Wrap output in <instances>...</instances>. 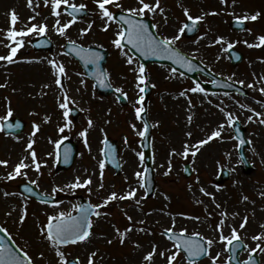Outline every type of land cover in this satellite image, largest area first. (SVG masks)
Instances as JSON below:
<instances>
[{
  "label": "rangeland",
  "instance_id": "1",
  "mask_svg": "<svg viewBox=\"0 0 264 264\" xmlns=\"http://www.w3.org/2000/svg\"><path fill=\"white\" fill-rule=\"evenodd\" d=\"M78 3H84L88 6V10L95 9L92 0H76ZM40 7L36 11L41 15L37 17L38 21H43L44 17H48L47 23L49 31L47 36L54 44V49L47 52H35L31 48V44H26L22 48L17 59L19 62L4 65L0 62V83H7L6 88H0V114L4 111V97L7 96L12 103L14 117L21 118L26 122L24 133L19 135L17 141L16 136H5L0 134V160H8L7 167L0 165V180L3 185L0 187V219L4 227H6L16 240L17 245L24 246L29 244L31 253L37 259V264H48V261H40L38 259L39 251H44L45 256L49 260L52 259V253L42 244L38 237V225L45 221L46 214H50L53 209L48 205L38 204L35 201L22 200L17 195L5 197L4 192L15 193L12 184L15 182L26 180L24 176L17 177L14 180L2 179L9 171H12L14 165L27 155L25 147L29 136L33 131V122L40 125L36 136L34 149L37 153L38 161H47V165L41 169L42 174L36 173L29 168L24 171L28 173V180H37L38 189L47 195L51 194V188L55 186H63L80 176L85 179L91 176L93 179L92 194L89 196L87 189H78L75 195L57 193L62 195L60 210H67L69 202L76 203L79 195H83L92 203L101 202L102 198L110 191L122 192L127 189L129 184L135 185L136 178L134 172L142 171L138 157L135 151H142L140 148V140L138 136L130 129L129 123L135 122L142 127L140 121L134 120L132 110V102L136 98L134 88V74L130 71L128 65L124 63L123 57L119 54V50L115 49L110 40L116 26L112 25L109 32L101 31V21L91 16L83 20H79L70 29H68L69 37L76 39L78 43H84L85 46L103 44L110 51V57L107 63V72L110 74L113 87H120L128 93L127 105L121 106L114 96L103 97L96 93L92 81L88 80L79 65L69 56L63 55V48L67 42V38L61 37L52 30L54 18L51 17L49 8L43 6V0H34L35 4ZM125 6L134 4V0H122ZM161 5L165 9L168 16V24L162 26L159 31L162 34H175V30L180 23L185 21L183 8L187 7L190 14L195 16L204 15V20L200 22V30L198 34L191 39L184 36L177 42V47L188 54L199 49L196 54L197 60L202 62L210 71L225 79V77L233 76V80H244L245 85L255 83L254 73L256 77L264 75V46L259 48H249L243 41L255 43L258 35H264V0H236L235 4L232 0H228L227 4L221 3V0H161ZM15 10L19 16L17 28H21L28 22V18L34 13L27 7V0H0V29H7L8 13ZM113 11H117L115 8ZM215 15L207 14L213 13ZM260 12L261 15L256 21H247L246 30L234 31L230 23L236 19V16H242L245 13L251 15ZM235 14V15H233ZM152 22H162L163 17L159 14L155 16H147ZM68 19V17H64ZM95 19L92 31L85 37L78 35L79 29L87 27V24ZM207 33V35H204ZM2 35V34H0ZM204 39L200 40V37ZM216 37H224L226 42L234 43V49L242 53L243 61L233 66L228 52L222 51L225 45L209 46L210 42ZM36 37L30 36L26 39L32 40ZM199 40V44L196 41ZM7 49L0 44V54H5ZM217 57H220L217 59ZM49 59H55L65 65L67 77H62V83L72 100L76 101L75 105L70 104V108H77L80 116L77 120H73L74 127L71 132L65 135L69 139H73L79 148V156L73 168L62 171L56 168L53 159L48 153L54 151L53 144L49 143V138L53 140L59 137L57 126L62 124L61 110L57 106V97L62 96L60 90L52 84L53 76L51 74V66L48 64ZM26 60L33 62L28 63ZM168 66L149 65L146 75L150 83L156 84L152 88L151 95L148 100V120L151 124H157L152 128V150L154 156V170L156 179V193L153 198L142 201L141 207H134L132 201H115L110 203L101 212H107L108 215H102L100 218L93 217L94 237L90 244L74 246L67 249L73 255L80 254L82 258H86V251L98 250V257L95 264H140L142 251L147 249L150 241L160 242L164 240L160 236L163 228L171 225V217H176V228H187L189 232L199 231L206 237L218 239V235L213 231L216 224L221 219L220 212L226 211L228 217L225 220L224 233L228 235L230 228L235 226L245 243L255 246V242L251 240V236L257 234L264 229L260 228L264 224V197L260 195L264 192V125L259 124L256 118L253 122H249L246 118L252 115L245 110H241L236 103L246 104L256 111L264 113V107L257 101H262L264 95L258 91L259 87L264 84H256L253 89L244 87L248 91L247 96L237 94L212 93L208 92L205 98L202 94H191V109H189L188 100L179 95L180 91L193 86V83L185 76L169 79ZM81 73L82 75H77ZM84 84H81V80ZM202 81H210L206 77L200 76ZM52 84L50 88H43L44 84ZM192 83V84H191ZM15 89V91H13ZM42 92L47 93L42 95ZM203 100V103L201 102ZM211 100L209 104L207 101ZM223 102V103H221ZM216 105L227 106L229 111H233L239 116L240 124L245 129L246 139L251 141L250 147L246 149V157L251 165L247 169L241 163L238 153V141L229 139V136L235 135L232 129L226 128L222 133L223 139L213 138L207 144L203 145L195 157L189 155L187 159L181 156L172 157V171L165 176L163 173L167 169V161L169 159V150L175 148L177 151L182 149V145L187 142L193 144L201 139H206L217 125L223 120V115L218 111ZM32 113H35L33 115ZM51 117L50 121L45 123L44 116ZM192 115L191 123L187 117ZM91 118L94 121V127L89 130L88 145L85 147L83 139L77 133L87 127V120ZM110 121V123H109ZM103 128L108 138L119 147V159L121 164L120 174H116L114 170L106 166L104 171L103 183L105 188L98 189L100 180L98 160L100 158V140ZM192 132V136L188 137L186 133ZM127 136L129 143L125 145L123 137ZM94 157L96 159H94ZM164 165V167H160ZM188 165L191 170V176L186 177L184 167ZM220 169L229 171V179L226 182L219 183L218 175ZM127 177V179H126ZM197 178L199 182H197ZM10 185V186H9ZM191 185V190H189ZM219 185V190H217ZM204 187L209 193L215 195V202L221 205L216 208L215 203L210 196L203 195L199 189ZM162 193L167 194L170 198L165 200ZM56 194V195H57ZM138 196L145 195L141 189ZM247 195L248 201H243L242 196ZM201 201V203H197ZM27 204L28 216L24 225L17 223V217L21 212L24 204ZM13 209H15L13 211ZM207 209V211H205ZM12 212L9 216L7 213ZM133 217L132 223L136 227H145L153 234L151 236L133 231L129 234V241L124 245L119 243L113 229V224L122 231L129 225V221L125 218L124 212ZM150 213V214H149ZM184 213L187 216H198L199 221L185 219L180 215ZM208 213L212 215L209 217ZM238 213V215H234ZM170 214V215H169ZM248 216V224L245 229L241 230L239 225L244 216ZM143 219L144 225H139L137 221ZM108 239L113 242L109 244ZM139 241L144 245V249L136 250L133 242ZM165 243H168L165 241ZM224 245L215 244L212 249V255L221 252L220 264L227 258V253L223 252ZM260 264H264V254H257ZM102 257V259L100 258ZM240 259H246L247 253L242 252ZM159 264V258H157ZM178 264V262H177ZM199 264H210L208 258L199 262Z\"/></svg>",
  "mask_w": 264,
  "mask_h": 264
},
{
  "label": "snow or ice",
  "instance_id": "2",
  "mask_svg": "<svg viewBox=\"0 0 264 264\" xmlns=\"http://www.w3.org/2000/svg\"><path fill=\"white\" fill-rule=\"evenodd\" d=\"M95 5V9L89 12L88 6L84 3H78L76 0H43V6L49 8L51 17L54 18L52 24V30L61 37L67 38V44L61 45L62 48H66V51L62 53L63 55L73 54L78 57L83 63L85 68L93 66V70L90 75L95 79L96 83L103 88H111V77L110 74L101 67V61L104 60V54L102 49L103 44H96L85 46L84 43H78L76 39L69 37L68 29H70L74 24L78 22V17L82 16L84 13L88 12L90 15L97 17L101 21L100 29L101 31L107 33L112 25L116 26V30L112 34L110 40L111 45L119 50V54L123 57L124 63L129 66L130 71L134 74V92L136 98L132 102V110L134 113V120L140 121L142 127L137 126L135 122H130V129L141 138L143 141L149 139L150 129L157 127V124H150L145 118L144 114L147 111L145 107V93L149 87L155 88L156 84L150 83L148 76L146 75L145 65L140 63V58L147 57H158L161 60L171 61L172 65L178 66L180 69H186L188 72H193L197 70V64L194 63L199 52L196 49L195 52L188 54L181 51L176 45L177 42L181 40L187 32L196 31L198 25L204 20V15L193 16L187 7L183 8V15L186 18L185 21L181 22L179 27L175 30V34H162L159 29L162 26L168 24V16L165 14V9L161 5V0H134V4L125 6L122 0H92ZM228 0H221V3L227 4ZM236 0H232L235 4ZM27 7L33 11V15L28 18V22L24 24L23 27L17 28L16 25L19 22V16L17 12L13 9L8 15L9 27L7 29H0V44H2L7 52L5 54H0V62L4 65H11L19 62L17 55L19 51L26 46V44H32L31 40L26 38L33 37H47L49 31V25L47 23L48 17H44L43 21H38L37 17L41 15L40 12L36 11V8L40 7L37 3L34 6V0H27ZM115 8L117 11H113ZM161 15L163 17L162 22H146L145 18L149 15ZM215 15L216 13H207ZM235 15V14H233ZM261 13L256 12L255 14L245 13L242 16H236L235 23L243 28L244 24L251 20L256 21L260 17ZM68 19H64V17ZM95 24V19L87 24V27L80 28L78 35L80 37L87 36L93 29ZM251 32V29H244ZM204 35H207L205 33ZM204 39V36L200 37V40ZM255 43H249L247 40L243 41L249 48H259L264 46V35H258L256 37ZM47 39L39 41L38 46H43L48 43ZM199 40L196 41L199 44ZM222 47V51L230 52L234 48V43L226 42L224 37H216L213 39L209 46L215 45H225ZM220 57H217L219 59ZM239 59V57H237ZM25 62L31 63L33 61L26 60ZM264 63V59H261ZM48 64L51 66V74L53 76L52 84H54L62 93V96L57 97V106L61 110V118L63 123L57 126V132L59 137L55 140L49 138V143L53 144L54 151L48 153V156L53 159L54 164L58 163L61 159V146L64 145L65 141L69 139L66 132H71L74 125L71 114L73 109L69 107L70 104L75 105L76 101L72 100L68 92L65 90V86L62 83V77H67V72L65 65L62 62H58L55 59H49ZM202 70V69H201ZM77 75H82L77 73ZM255 77V83H248L245 85L244 80H233V76L225 77L226 81L229 83L224 84V87H231L232 84H238L240 88L253 89L256 84H264V75ZM177 77L183 78L184 72H178L177 67L169 68V79H175ZM84 80H81V84H84ZM213 84H218L220 81L213 79L211 81ZM52 84H44L43 88H50ZM7 83H0V88H6ZM240 89H237L239 91ZM15 91V89H13ZM258 91L261 95H264V87H259ZM114 92L118 95L116 96L117 101L120 99L127 100L128 93L125 92L123 88L115 87ZM191 94H202L203 97L208 96L207 90L202 86L200 82L193 81V86L188 87L180 91L179 95L185 97L188 100L189 109L193 107L192 100L189 97ZM47 93L42 92V95ZM228 95V93H225ZM4 111L0 114V133L11 135L15 130L21 129L23 127L22 122L18 118H14V109L12 107L11 100L5 96L4 97ZM203 103V100L201 101ZM209 104L212 103L211 100L207 101ZM223 103V102H221ZM241 110H245L252 115L247 116L249 122H253V118H256L255 122L264 125V113L256 111L254 108L236 102ZM262 107H264V102L257 101ZM218 111L223 115V120L217 125L216 129L207 136L206 139H201L193 144L185 142L182 145V149L177 151L175 148L169 150V159L167 161V169L163 173L165 176L169 175L172 171V157L181 156L185 159L191 155L195 157L200 151L201 147L211 141L213 138L223 139L222 133L226 128L232 129L236 135L229 136V139L238 140L237 148L245 145V143L251 144V141H246L243 137L239 135L240 128L238 127L240 119L235 112L229 111L227 106L216 105ZM35 115V113H32ZM44 122L50 121L51 117L48 115L44 116ZM188 122L191 123L192 115L187 117ZM110 123V121H109ZM33 131L29 136L25 152L27 155L23 156L19 162H17L12 171H9L5 177L2 179L14 180L17 177L24 176L27 183L24 186V191L31 193L33 191L30 185H38L37 180H28V173L24 171L26 169H33L36 173L42 174L41 169L47 165V161L40 162L37 158V153L34 149L35 140L33 137L40 129V125L33 122ZM94 127V121L89 118L87 120V127L80 130L77 135L83 139L85 147H88L89 152L91 148L88 145V135L89 130ZM102 139L100 140V158L98 160V168L100 174V180L98 184V189L103 190L105 185L103 183L104 171L106 165L111 162L115 164V167L119 168L121 165L116 160V148L109 143V138L106 131L101 128ZM188 137L192 136V132L186 133ZM19 141L20 137L17 135L15 137ZM125 145L129 143L128 137H123ZM135 155L138 157L140 167L142 171L137 170L134 172L136 178V184H129L127 189L122 192L110 191L108 192L99 203H92L91 201L87 203H76L69 202V207L67 210H60L61 205L65 202L56 199L57 193H65L75 195L78 189H87L89 196L92 194L91 185H93V179L88 176L85 179H81L80 176L74 177L72 181L63 186H53L51 188V194L45 196L41 203L48 205L53 211L50 214H46L45 221L41 222L38 227V237L42 244H44L48 250L52 253V259L49 260L45 256L44 251H39L38 259L40 261H48V264H95V261L99 255L98 250L86 251V258H82L80 254L73 255L67 249L79 245L90 244L92 238L94 237L93 229V217L97 219L102 215L107 216V212H101V209L106 208L110 203L115 201H132L134 207H141L142 201L149 198V194L152 189L149 186V178L151 175V169L144 165L145 153L144 151H135ZM71 154V148L65 147L63 149V160L65 163L68 162ZM94 159H96L94 157ZM241 163L244 162L243 156L240 158ZM154 161V157H153ZM9 164L8 160H0V165L7 167ZM164 167V165H160ZM186 172L187 168L184 169ZM223 171V169H220ZM127 179V177H126ZM197 182H199L197 178ZM143 189L145 195L138 196V192ZM189 190H191V185H189ZM217 190H219V185H217ZM199 191L205 195L210 196L212 201L215 203L216 208H220L221 205L215 202V195L209 193L204 187H201ZM5 197L17 195V193L4 192ZM164 199L167 201L170 198L167 194L162 193ZM260 195L264 197V192ZM243 201H248L249 197L247 195L242 196ZM201 203V201H197ZM15 209H13L14 211ZM207 211V209H205ZM9 216L12 212L7 213ZM150 214V213H149ZM170 215V214H169ZM185 219L199 221L198 216H187L184 213H180ZM212 214L208 213L210 217ZM238 215V213L234 214ZM28 216L27 204L25 203L21 212L17 217V223L19 225H24L25 220ZM125 218L129 221V225L126 226L123 231L113 224V229L116 237L119 239V243L124 245L129 241V234L134 230L140 233H145L151 236L153 233L146 229L145 227H136L132 221L133 217L129 215L126 211L124 212ZM221 219L216 224L213 229L217 233L218 239L211 237H206L203 233L199 231L189 232L187 228H176V217H171V225L169 227L163 228L160 232V236L164 240L160 242L150 241L147 249L142 251L140 264H157V258H159V264H199L201 258H208L210 264H220L221 252H217L212 255V247L219 243L224 245L223 252H226L227 258L223 261V264H259L257 259V254H264V231H260L257 234L251 236V240L255 242V246H250L245 243V238L241 236L240 231L235 226L230 228L228 235L224 233L225 220L228 217L226 211L220 212ZM248 216H244L239 225L241 230L245 229L248 224ZM139 225H144L145 221L140 219L137 221ZM261 229H264V224L260 225ZM0 233L4 235L0 236V264H37V259L31 253L29 244L26 242L24 246H19L16 240L9 233V230L0 225ZM7 237V240L5 239ZM167 241L168 243H165ZM107 242L111 244L113 241L108 239ZM133 247L136 250L144 249L139 241L133 242ZM244 251L247 253L246 259H240L238 253ZM102 259V257H100Z\"/></svg>",
  "mask_w": 264,
  "mask_h": 264
},
{
  "label": "water",
  "instance_id": "3",
  "mask_svg": "<svg viewBox=\"0 0 264 264\" xmlns=\"http://www.w3.org/2000/svg\"><path fill=\"white\" fill-rule=\"evenodd\" d=\"M85 15H87V13H84V14H83L82 16H80V17H83V16H85ZM80 17H78V18H80ZM145 20H146V22L150 23V21H148L147 19H145ZM234 25H236V23H233V27H234ZM197 31H198V28H197L196 31H193V32H187L186 34H187V36H189V37H190V36H194V35L196 34ZM65 50H66V48H65ZM102 51H103V54H104V60L101 61V67L105 70V63H106V59H107V52H106L105 50H102ZM70 55H72L75 59L79 60V58L76 57V56H74L73 54L70 53ZM230 55H232V57L234 58V59H232L233 63H238V62H239V60H237V54H236L235 52H233V50L230 51ZM238 57L240 58L241 56L238 55ZM140 60H141L145 65H147V64H149V63H157V62H158V63H161V64H170V65H172L171 61H168V60H161V59H159L158 57H152V56L147 57V58H140ZM79 62H80L81 65L83 66L86 76H87L88 78H90L91 80L94 81L95 88H96V90H97L100 94H102V95H108V94L114 92V90H113L112 88H103V87H100V86L96 83L95 79L90 75V73H91L92 70H93V66H89L88 68H85L84 65H83V63H82L80 60H79ZM194 63L197 64V70H196V71H193V72H188L186 69H180V68H179L178 66H176V65H172V66L177 67L178 70L183 71L185 75H188V76L191 77V78H193L198 72H203L204 74H207L210 78H212V79H216V80L220 81L221 84H226L225 82H223V81L220 80L219 78L215 77L214 75H212V74H208V72H207V71H206L201 65H199L196 61H194ZM201 69H202V70H201ZM234 88H236V87H234ZM236 89H239V88L237 87ZM150 92H151V89H150V87H149V88L147 89L146 94H145L146 98L150 95ZM120 101L122 102V104L125 103V101H123L122 99H120ZM144 118L146 119V112H145V114H144ZM150 140H151V133H149V139H148L147 141H143V142L141 143V146H142L143 151H144V153H145L146 166L152 170V153H151V148H150ZM244 146H245V145H244ZM244 146L240 147V152H241L242 156H243V148H244ZM65 147H70V148H71L70 158H69V160H68L67 163H65L64 160H63V149H64ZM75 156H76V149H75V146L73 145V143H72V142H65L64 145L61 146L60 167L68 168V167L72 164V162H73ZM116 160H117V158H116ZM109 164H110V166H112V167H114L115 169L118 170V168L115 167V164H113V163H111V162H109ZM225 176H226V175H225ZM225 176H224L223 178H225ZM223 178H222V179H223ZM149 186H150L151 189H152V191H151V193L149 194V196H152L153 191H154V187H155L154 172H153V170L151 171V175H150V178H149ZM23 192H24L27 196H34V197H35L37 200H39V201H42V199L44 198V196H42V195H40V194H38V193H33L34 191H32L31 193H27V192H25L24 189H23ZM0 236H2V235L0 234ZM5 239H6V238H5Z\"/></svg>",
  "mask_w": 264,
  "mask_h": 264
}]
</instances>
